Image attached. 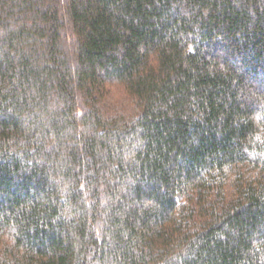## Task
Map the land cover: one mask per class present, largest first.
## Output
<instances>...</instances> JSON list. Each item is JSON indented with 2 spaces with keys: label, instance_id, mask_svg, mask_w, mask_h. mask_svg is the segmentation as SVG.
Masks as SVG:
<instances>
[{
  "label": "trees",
  "instance_id": "obj_1",
  "mask_svg": "<svg viewBox=\"0 0 264 264\" xmlns=\"http://www.w3.org/2000/svg\"><path fill=\"white\" fill-rule=\"evenodd\" d=\"M0 264H264V0H0Z\"/></svg>",
  "mask_w": 264,
  "mask_h": 264
}]
</instances>
